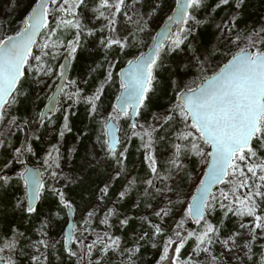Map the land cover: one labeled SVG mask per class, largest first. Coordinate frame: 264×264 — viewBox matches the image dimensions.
Here are the masks:
<instances>
[{
    "label": "snow or ice",
    "instance_id": "snow-or-ice-1",
    "mask_svg": "<svg viewBox=\"0 0 264 264\" xmlns=\"http://www.w3.org/2000/svg\"><path fill=\"white\" fill-rule=\"evenodd\" d=\"M18 2L11 0V10ZM23 2L24 14L11 34L0 21V150L11 156L5 157L0 167V188L10 185L14 177L23 184L24 195L16 196L14 208L26 218L38 212L37 202L49 192L58 198V205L75 215L77 206L59 183L76 182L61 167V140L73 131L70 117L81 103L86 105L90 120L99 117L100 134L94 149L86 150L79 171L83 173L89 165L98 163L100 154L114 161L117 170L99 188L95 202H88L90 206L86 203L80 227L73 221L63 233L62 243L53 241L45 231L51 223L48 216L41 221L39 238L35 240L11 224V236L0 245V264H49L58 244L69 261L75 258V264H112L113 256L118 257V264H137L143 241L160 249L153 264H246L256 255L255 247L264 249V18L251 27L246 21L240 23L247 0H175V7L166 15L147 50L132 55L126 67L120 68V92L106 114L102 107L105 85L113 81V69L121 57L132 47L142 46L140 34L163 10V0ZM221 8L224 12L217 16ZM207 28L215 30V43L202 39ZM97 33L100 35L93 47L104 51L103 63L97 65L104 75L85 93L78 79L69 77L68 61L76 59L88 38ZM221 46L236 50L217 70L204 75ZM61 53L64 62L57 63ZM166 63L175 66L174 83L170 85L175 99L167 107L151 112L149 122L143 109L151 103L150 94L159 79L157 72ZM93 71L90 68L86 75L91 77ZM192 75L200 80L194 88L184 83V78ZM49 79L58 82L53 87L47 83ZM33 88L50 91L45 108L29 116L12 115L11 110ZM43 94L38 92L36 99ZM57 112L62 114L58 126ZM121 117L130 122L123 140L118 135ZM45 126L60 138L49 143L40 156L47 180L40 169L31 167L9 175L6 170L14 161L36 155L34 142L41 139L38 133ZM158 129L163 136L158 135ZM86 131L78 133L77 139ZM21 132L24 138L14 140ZM129 136L139 137L149 170L139 194L154 202L159 198V202L155 207L147 205V213L139 218L140 226L126 240L114 229L118 226L126 230L134 217L121 212L118 204L141 181L130 179L110 205L107 197L116 178L127 174ZM170 136L175 139L168 141L171 151L166 167L161 168L156 145ZM67 152L79 155L75 146ZM189 157L199 158L202 177L190 195L182 196L180 184L187 174ZM177 205L181 206L179 219L173 212ZM218 209L221 216L214 217ZM232 217L235 219L229 227L226 221ZM95 220L104 227L94 228ZM189 221L195 227H186ZM87 232L93 233L94 239L86 243ZM22 238L27 244L21 243ZM190 240L191 251L182 255L181 250ZM57 259L63 260L59 256ZM254 264H264V252Z\"/></svg>",
    "mask_w": 264,
    "mask_h": 264
},
{
    "label": "trees",
    "instance_id": "trees-1",
    "mask_svg": "<svg viewBox=\"0 0 264 264\" xmlns=\"http://www.w3.org/2000/svg\"><path fill=\"white\" fill-rule=\"evenodd\" d=\"M174 7L175 0H163V10L159 13L158 16H156L155 19L149 22V29L146 30L145 33L140 34L142 46L137 45L132 47L128 51L127 55L122 56L121 60L117 63V66L113 72V81L110 84L105 85V92L102 96V107L105 110V114L106 111L111 110V105L115 103V96L118 95L120 92V68L125 65L126 60L128 58H131L132 55H137L140 51L147 50L148 46L151 44L152 37L155 36L156 32L163 24L166 15L171 14L170 9ZM23 8L25 9V7ZM223 12L224 9L221 8L217 11L216 15L220 16L223 14ZM18 16L13 17L12 20L9 22L6 18L1 20L4 26L9 30L7 34H11V31L17 28V25L19 23ZM262 18H264V0H247L245 13L240 23L243 24L246 21L249 27H251L253 26L254 22L258 23ZM204 31L205 35L202 37V39L211 40L212 43H215L213 39L215 30L213 28H207ZM99 35L100 33H97L96 36L88 38V43L85 45V48L78 51L77 58L74 59L72 69L69 73L70 78L78 79L80 85H82V87L85 89V93H88L92 89V87H94V85L98 82L99 75L103 76V70L100 69L97 65L99 63H103L104 51L102 49L98 50L100 49L98 47L95 49L90 44L91 41H97ZM235 50L236 49L232 47L221 46V52L215 55V58L207 66V72H205L204 75H208L211 72L217 70V66L219 64L225 63L226 58H230V53L234 52ZM89 52H91L92 55H89ZM61 56L62 55L57 58V63L61 62ZM90 67H93L95 71H93L91 77H88L87 75L85 76V73ZM174 67V64L166 63L163 65L162 69L157 72L159 79L158 82H154L155 91L153 94H150L151 103L149 104L148 108L143 109L144 118L149 122L151 121V112L162 108L165 103L167 104L169 101L175 99L173 89L170 86L172 83H174ZM193 76L194 85L198 84L200 80L197 79L195 75H192V77ZM85 79L87 80V83H83ZM188 79L189 77L184 78L185 84ZM54 82L55 81L52 80L50 84L53 85ZM38 92L44 93L40 96L39 100L36 99V95ZM47 93L48 91H45V89L43 90L33 88L31 90V94L28 95L26 99H22L21 103L15 106L13 110H11V112H13L12 114L23 117L38 112L46 99ZM97 118L98 117L91 120L88 118L86 105H84L83 103L76 106L75 114L70 117L74 125L73 131L68 134V137L70 139L71 136L80 133L85 128L87 129V131L84 136L80 137L79 139H75L74 143L75 147L79 152V155L73 153L68 162L61 161V167L63 168V170L68 173L74 181H76L75 183L65 184V181L61 180L59 183L60 185L64 186L68 197L72 199L73 203L77 206L76 213L75 215H73L76 216V218L74 219L77 223V227H79L80 225V215L83 216V214L87 210L86 203L87 206H90V203L88 202H95L99 188L102 187L104 183L108 182L109 178L113 175L114 171L117 170L114 161H112L110 158L105 159L102 154H100L98 157V163L94 162L93 164L89 165L83 173L79 171V165L83 163V156L85 155L86 150L88 152H91L94 149L96 145L97 135L100 134V123L99 118L98 120ZM55 120L57 126L62 123V114L59 112L56 113ZM129 123L130 122L125 120V118L119 121L120 132L124 134L123 139L125 137V133L129 132ZM45 129H47L46 126L39 131L38 135L41 136V139L34 142V147L36 150H39L40 148H42V146H45ZM157 133L159 136L164 135V132H161L159 129L157 130ZM24 135L25 133H23V136ZM20 136L22 137V132L17 133L16 136L13 137V139L15 140L17 137L20 138ZM68 137L66 138L67 140ZM129 139L130 143L128 144L127 158L125 160L127 174L122 175V177H117L116 180L112 183L107 197L109 205L112 201L116 200L117 192L119 190H122L123 186L126 184V177L129 172L136 173L137 178H139V180L140 178L147 177V175L149 174L147 163L144 161L145 150L143 147H141V141L139 137L129 136ZM174 139V137L170 136L168 140L157 143L156 145V155L158 157V164L161 168L165 167V161L167 160L171 151V144L168 141ZM52 141L54 140L52 139ZM52 141L50 142L53 143ZM64 144L66 147L67 141H64ZM5 157L9 159L11 158L9 152L0 150V167H2ZM34 157L35 156L29 154L28 156L23 157L22 160L14 161L13 165L6 171L9 175H14V173L24 167V165L28 163V161L31 163L34 162ZM186 164L187 174L183 176V183L180 184V190L181 193H184L186 191L185 194L188 193L187 195H190L191 192L194 190L195 185L199 183V179L196 180L195 176L197 177L199 173L202 172V165L200 164L199 158L197 157H189L188 161H186ZM43 176L44 178H47L44 174V171ZM12 182L14 183V181ZM11 190V185L5 186V188H0V233H8L9 226L11 224H15L16 227L20 228V230L25 233L26 237L31 238L34 234V230L36 228H40L41 221L44 219V217L48 216L51 223L48 228H46V230L49 229L52 232V235L62 243V235L64 233L63 231L65 229V226L68 223L69 213L67 209L64 208L62 205H58V198L53 196L50 192L42 195L41 199L38 202V212L32 217L26 218V214H23L21 211L16 210L14 208V197L13 194H11ZM135 192L136 190H132L129 196L126 197L123 201H120L118 204V207L120 208L121 212L131 213V215L134 217L132 220H130V224L126 230L122 229V231L120 232V228L118 226V228L116 227L114 229L117 234L123 235L126 240L128 239L130 233L140 226L141 221L139 218L144 215V208L148 205V200H150L148 198L141 197L140 200L136 201L137 198ZM172 198L175 199V197ZM157 201L155 203H157ZM134 204L139 205V207L134 208ZM174 210H181V206L177 205ZM57 211L60 212L59 216L54 215V213ZM102 211L97 215H102ZM220 216L221 212L218 209L217 212L214 214V217ZM214 217H212L213 222H215ZM234 219L235 217H232L231 219H228L226 221L229 227H231ZM113 223H115V220H113ZM97 226L101 228L104 227L103 225H99V220L93 221V227L95 228ZM186 227H195L194 222L189 221ZM84 237L86 238L85 242L87 243L91 239H94V234L91 232H87L86 236ZM160 239L162 240V237ZM26 242L27 240L22 238L21 243L25 244ZM157 243L159 244V241ZM141 244L142 247L140 259L137 261V264H153L154 259L158 256L160 250L159 247L153 249L151 243L147 241H143L141 242ZM191 245L192 241L190 240L185 246V248L181 250V254L187 255V253L191 251ZM262 251L263 249H261L259 246L255 247L254 252L256 253V255L252 257L251 261H247L246 264H254V262L258 261ZM51 255L52 256L49 257V264H75V258H72V260L69 261L66 253H64L61 247V244H58V248ZM170 255H174V253L170 251ZM58 256L62 257L63 260L61 261L57 259ZM200 259L203 258L200 257ZM112 264H118V259L116 260L112 258ZM172 264H174V261L172 262Z\"/></svg>",
    "mask_w": 264,
    "mask_h": 264
},
{
    "label": "rangeland",
    "instance_id": "rangeland-1",
    "mask_svg": "<svg viewBox=\"0 0 264 264\" xmlns=\"http://www.w3.org/2000/svg\"><path fill=\"white\" fill-rule=\"evenodd\" d=\"M10 4H11V0H0V21L2 20V19H4V18H6L7 20H8V22L9 21H11L12 20V18L13 17H15V16H18V13H19V16H18V22H19V20L21 19V17H22V15L24 14V8L23 7H25V3L23 2V0H20V2H18V4L16 5V7H15V9L14 10H11V8H10ZM22 8V9H21ZM70 38V37H69ZM97 43V41H95V42H90V44L93 46V45H95ZM93 48H97V47H93ZM102 48H100V49H98V50H101ZM103 50V49H102ZM146 51V50H145ZM61 58L63 57V53H61ZM62 60V59H61ZM73 63H74V60H71V67H70V70L72 69V65H73ZM126 64V63H125ZM90 68H93V67H90ZM90 68L88 69V71L90 70ZM88 71L85 73V76H86V74L88 73ZM113 72H114V69H113ZM103 75H104V73H103ZM99 80H98V82L100 81V80H102L103 79V76H101V75H99ZM193 80H194V76L192 77V76H189V79L187 80V82H186V84L189 86V87H195V85H194V83H193ZM52 80L51 79H49L47 82L50 84V82H51ZM85 81V80H84ZM84 81H83V83H84ZM55 83H56V81L54 82V84H53V87H54V85H55ZM200 83V82H199ZM81 87H82V85H80ZM93 88V87H92ZM44 90V89H43ZM91 91V90H90ZM50 94V91H48V93H47V95H49ZM46 99H47V96H46ZM45 99V100H46ZM174 100V99H173ZM173 100H171V101H173ZM169 103H170V101L166 104H164V106L163 107H167L168 105H169ZM41 109H42V107H41ZM40 109V110H41ZM13 112H11V114H12ZM58 113V112H57ZM60 113V112H59ZM33 114V113H32ZM12 115H15V114H12ZM99 118V117H98ZM98 118H97V120H98ZM121 119H123V117H121L119 120H118V125H119V121L121 120ZM151 122V121H150ZM57 124V123H56ZM57 126V125H56ZM0 127H2V125H0ZM47 127V126H46ZM177 127H178V125H177ZM43 128V127H42ZM41 128V129H42ZM40 129V130H41ZM46 130V133H45V138H44V144H45V146H42V148H40L39 150H36V155H35V157H34V162H29L28 161V163H30V164H32V165H34V166H40L41 168H42V165H43V161L40 159V156H42L43 155V152H44V150H46V148H47V146H48V144L49 143H51L50 141H52V139L54 140V141H52L53 143H56L57 142V140H60V138L55 134V133H52V131H51V128L50 127H47V129H45ZM39 134V133H38ZM68 134L69 133H66L65 134V137L61 140V145H62V152H63V159H62V162H68L69 161V159L71 158V155H69L68 154V152H67V149L68 148H70V147H73V146H75V139L77 138V135H78V133L77 134H75L74 136H71V138L69 139V137H68ZM119 136L121 137V139L123 140V136H124V134H122V132H120V128H119ZM68 137V140H69V142H68V140L66 139ZM24 138V136H23V132H22V137L20 136V138L19 139H23ZM64 141H67V146L65 147V144H64ZM165 167H166V164H165ZM43 169V168H42ZM202 169V168H201ZM131 171V170H130ZM14 176V175H13ZM133 177H136L137 178V174L136 173H131V172H129L128 173V175H127V177H126V184L128 183V181L130 180V179H132ZM202 177V172L201 173H199V175L196 177L195 176V178H196V180H198V179H200ZM147 177H143V178H140V180H139V178H137L138 179V181H141V183H138V185H137V188H134L133 190H136V201L137 200H140V198H141V196H140V192L141 191H143V185H142V181H143V179H146ZM46 180H47V178H45ZM13 181H14V183L13 182H11L10 183V185L12 186V190H11V194H13V202L15 201V198H16V196L17 195H19V196H23L24 195V187H23V184L22 183H20V182H18V181H16L15 180V177H14V179H13ZM199 181V180H198ZM125 184V185H126ZM137 189H139V191L137 190ZM186 192V191H185ZM185 192L184 193H181V195L182 196H186L188 193H186L185 194ZM157 203L159 202V198H157ZM10 201V200H9ZM25 203H26V200H25ZM149 203H151V204H153V207H155L156 206V203L154 202V201H152L151 199L150 200H148V202H147V204H149ZM155 203V204H154ZM147 211H148V209H147V206H145V208H144V215L147 213ZM180 211L181 210H174L173 209V212H174V214H175V218L176 219H179V214H180ZM73 218H76V216H73ZM81 218H82V215H80V217H79V222H80V220H81ZM150 218H152V217H150ZM167 220H168V222L170 223L171 222V217H168V218H166ZM114 220V219H113ZM74 221H75V219H74ZM75 223H76V221H75ZM141 223V222H140ZM76 225H77V223H76ZM79 227H80V225H79ZM118 228V227H117ZM45 231H48V233H49V236L52 238V240L53 241H59L57 238H55L53 235H52V232L49 230V229H45ZM119 231L121 232L122 231V229H119ZM64 232V231H63ZM34 234H33V236L31 237V239H33V240H35V239H38L39 238V228L37 229H35L34 230V232H33ZM9 236H11V232H8V233H0V245H2L3 244V242H4V240L7 238V237H9ZM84 236H86V233H84ZM25 244H27V242L25 243ZM57 248H58V245H57ZM56 248V249H57ZM263 252V251H262ZM50 256H52V255H50ZM114 259H118V257H113ZM201 258H203V256H201ZM247 262V261H246Z\"/></svg>",
    "mask_w": 264,
    "mask_h": 264
},
{
    "label": "water",
    "instance_id": "water-1",
    "mask_svg": "<svg viewBox=\"0 0 264 264\" xmlns=\"http://www.w3.org/2000/svg\"><path fill=\"white\" fill-rule=\"evenodd\" d=\"M162 27H163V25L158 29V31H160ZM158 31H157V32H158ZM63 62H64V60H63V58H62V60H61L60 63H63ZM68 63H69V70H68V72H70L71 60H69ZM124 67H126V65H124L122 68H124ZM57 82H58V81H57ZM47 104H48V100L45 101L42 110L45 108V106H46ZM118 135H119V131H118ZM25 167L38 168V169L41 170V175L43 176V170H42V168H41L40 166H34V165L30 164V163H26V164H25ZM38 202H39V201H38ZM38 202H37V204H38ZM73 221H74L73 215L69 214L68 223H67L66 226H65L64 233H65L69 228L72 227V223H73ZM263 252H264V250H263Z\"/></svg>",
    "mask_w": 264,
    "mask_h": 264
}]
</instances>
